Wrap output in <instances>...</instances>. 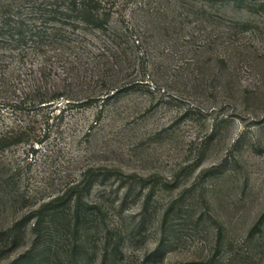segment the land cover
<instances>
[{"label":"rangeland","instance_id":"374dc122","mask_svg":"<svg viewBox=\"0 0 264 264\" xmlns=\"http://www.w3.org/2000/svg\"><path fill=\"white\" fill-rule=\"evenodd\" d=\"M103 1L0 0V264H264V0Z\"/></svg>","mask_w":264,"mask_h":264},{"label":"trees","instance_id":"16d2710c","mask_svg":"<svg viewBox=\"0 0 264 264\" xmlns=\"http://www.w3.org/2000/svg\"><path fill=\"white\" fill-rule=\"evenodd\" d=\"M231 1L237 6L245 3V0ZM103 2V0H53V2L47 3L48 6L44 9V13L48 15L45 16L42 38L53 36L56 38L55 41L62 42L66 40V33H71V30L75 28L103 27L107 23L109 15ZM240 21L249 22L245 12L240 14L238 22L241 23ZM49 22H53V25L48 26ZM53 203L52 200L49 205ZM41 210L43 211V207ZM54 257L58 258V256ZM50 258V252L43 245H39L15 258L13 264H45Z\"/></svg>","mask_w":264,"mask_h":264}]
</instances>
